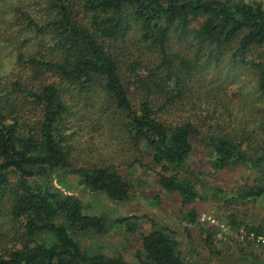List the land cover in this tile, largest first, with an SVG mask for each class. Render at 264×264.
Listing matches in <instances>:
<instances>
[{
	"label": "trees",
	"instance_id": "obj_1",
	"mask_svg": "<svg viewBox=\"0 0 264 264\" xmlns=\"http://www.w3.org/2000/svg\"><path fill=\"white\" fill-rule=\"evenodd\" d=\"M31 2L35 16L14 10L17 29L13 20H0V50L8 43H35L30 53L19 50L8 63L0 55V214L14 228L10 247L0 248V264H128L83 247L76 237L103 236L114 225L133 234L138 227L132 219L113 222L85 214L78 197L52 185L53 175L62 172L112 203H123L134 192L113 165L82 162L80 156L91 154L92 147L79 143L78 136L91 142V135L104 128L118 147H127L125 153L142 147L160 168L159 187L177 194L183 206L204 198L202 183L186 170L195 142L212 155L216 172L235 167L263 172L264 155H249L243 145L251 122L226 105L217 111L195 90L201 87L196 78L202 57L213 63L229 57L252 70L255 90L264 96V57L249 59L264 46L261 2ZM20 32L29 37L18 41ZM172 35L177 41L188 38L190 54L171 52ZM135 52L139 56L133 60ZM10 63L12 69L5 70ZM175 110H186L189 119L175 117ZM211 195L219 198L214 191ZM234 199L264 200V185L240 191ZM183 218L194 224L197 217L190 211ZM148 222L153 229L141 236L138 261L187 264L173 232ZM245 230L264 236V221ZM212 236L213 230H206L210 250Z\"/></svg>",
	"mask_w": 264,
	"mask_h": 264
},
{
	"label": "rangeland",
	"instance_id": "obj_2",
	"mask_svg": "<svg viewBox=\"0 0 264 264\" xmlns=\"http://www.w3.org/2000/svg\"><path fill=\"white\" fill-rule=\"evenodd\" d=\"M242 1H257L264 6V0ZM17 8L35 16L36 9L31 0H0L1 22L13 20L14 29H17L19 24H16L14 18V10ZM198 24L197 21L192 23L193 27ZM16 37L18 41H25L29 35L20 32ZM187 39L177 41L172 35L171 52L180 56L190 54L187 51ZM34 44L33 40L25 41L23 46L8 43L0 50L3 62L8 63L19 50L30 53ZM257 55L264 57V46L258 48L249 59L257 60ZM137 56L135 52L133 60ZM205 58L199 61L202 67L196 79H199L201 87L195 88L196 93L202 95L204 101L215 103L217 111L220 106L226 105L228 111L251 122L247 126L251 134H246L247 139L243 145L249 155H264V96L255 90L256 77L252 70L232 64L229 57H222L219 63L206 62ZM10 69L11 63L5 67L7 71ZM173 115L183 120L189 119L186 110H175ZM103 129L91 135V142L88 137H77L79 143L92 147L91 154L82 153L80 159L82 162L113 165L135 188L128 200L120 204L112 203L102 194L87 192L79 185L78 177L62 172L58 176L53 175L52 185L66 194L78 197L85 214L104 215L113 222L129 217L138 228L130 234L124 226L114 225L103 236L96 237L90 233L77 236L76 239L83 247L95 249L107 256H120L128 264H141L137 259L141 253V236L153 229L148 222L151 220L159 228L173 232L178 252L187 264H264V247L246 238L248 232L245 230V226H256L264 221V200L234 199V195L240 191L264 185V170L259 172L235 167L216 172L210 166L212 155L199 142H195L186 170L194 173L192 179L202 183L201 195L204 198L183 206L177 194L167 193L159 187L157 178L160 168L151 163L142 147L125 153L127 147H118L117 142ZM105 143H110L109 147L104 146ZM135 160L138 162L133 163ZM15 180L13 177L12 182ZM210 190L216 192L219 198L212 196L213 191ZM190 211L197 217L194 224L187 223L183 218ZM208 229L213 230L211 250L205 244ZM13 233L10 218L0 214V248L10 247Z\"/></svg>",
	"mask_w": 264,
	"mask_h": 264
},
{
	"label": "built area",
	"instance_id": "obj_3",
	"mask_svg": "<svg viewBox=\"0 0 264 264\" xmlns=\"http://www.w3.org/2000/svg\"><path fill=\"white\" fill-rule=\"evenodd\" d=\"M246 238H248L249 240H251L252 242H254L257 245L264 247V236L256 235L254 233H248V234H246Z\"/></svg>",
	"mask_w": 264,
	"mask_h": 264
}]
</instances>
